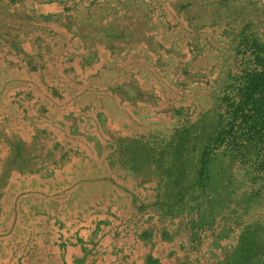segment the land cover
<instances>
[{
    "label": "rangeland",
    "instance_id": "rangeland-1",
    "mask_svg": "<svg viewBox=\"0 0 264 264\" xmlns=\"http://www.w3.org/2000/svg\"><path fill=\"white\" fill-rule=\"evenodd\" d=\"M242 30L264 41V0H0L6 253L36 247L52 224L79 220L149 243L159 264L222 259L236 232L216 248L211 231L193 250L185 231L164 240V228H184L180 217L160 218L151 205L156 182L109 157L118 136L168 133L213 108L245 60L237 53ZM135 87L149 102L121 99Z\"/></svg>",
    "mask_w": 264,
    "mask_h": 264
},
{
    "label": "trees",
    "instance_id": "trees-1",
    "mask_svg": "<svg viewBox=\"0 0 264 264\" xmlns=\"http://www.w3.org/2000/svg\"><path fill=\"white\" fill-rule=\"evenodd\" d=\"M238 38L237 53L245 60L228 76L213 108L168 133L116 137L109 160L156 182L151 205L160 218L180 217L184 226L170 233L164 228V240L185 231L193 250L201 234L211 231L216 248L236 232L235 242L215 264H264V41L243 30ZM133 89L121 99L149 102L141 97L143 90ZM12 151L21 156L19 146ZM178 264L194 263L186 258Z\"/></svg>",
    "mask_w": 264,
    "mask_h": 264
},
{
    "label": "crops",
    "instance_id": "crops-1",
    "mask_svg": "<svg viewBox=\"0 0 264 264\" xmlns=\"http://www.w3.org/2000/svg\"><path fill=\"white\" fill-rule=\"evenodd\" d=\"M3 230L0 228L2 233ZM46 233L48 237L36 247L30 244L29 250L22 248L6 253L4 244H1L0 264H125L126 260L128 264H159L148 247L149 243L135 236L127 243L120 241L118 238L124 235V230L106 228L100 222L78 220L73 224L71 221L52 224ZM125 244H130L129 252L126 251L129 246ZM133 246L139 251L136 258L132 253ZM175 263L178 264V259H174Z\"/></svg>",
    "mask_w": 264,
    "mask_h": 264
}]
</instances>
